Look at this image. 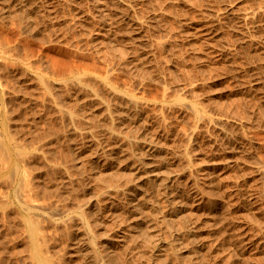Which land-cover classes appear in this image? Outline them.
Here are the masks:
<instances>
[{
  "label": "rangeland",
  "instance_id": "1",
  "mask_svg": "<svg viewBox=\"0 0 264 264\" xmlns=\"http://www.w3.org/2000/svg\"><path fill=\"white\" fill-rule=\"evenodd\" d=\"M145 134L179 213L149 183L128 203ZM104 246L264 264V0H0V264H108Z\"/></svg>",
  "mask_w": 264,
  "mask_h": 264
},
{
  "label": "bare ground",
  "instance_id": "2",
  "mask_svg": "<svg viewBox=\"0 0 264 264\" xmlns=\"http://www.w3.org/2000/svg\"><path fill=\"white\" fill-rule=\"evenodd\" d=\"M104 24L105 25H108V23H107V21H105L104 22ZM123 24L125 25V28H126V30L129 32V33H131L132 31V26H130L129 25V22H128V20H125V21H123ZM104 25V26H105ZM127 27H129V28H131V29H129V28H127ZM139 28V26L138 25H136V23H135V31H136V29H138ZM109 30H110V28L109 27H106V32H109ZM130 38L131 39H133V37L132 36H130ZM137 38V37H136ZM137 52V51H136ZM142 68V67H141ZM245 106V105H244ZM249 106V105H248ZM251 107V106H250ZM245 108V107H244ZM253 108V107H252ZM252 108H248L249 110H252ZM245 110V109H244ZM249 110H247V112L249 111ZM256 110V109H255ZM254 110V111H255ZM243 111V110H242ZM251 112H253V111H251ZM256 112V111H255ZM254 112V113H255ZM260 112V111H259ZM147 133V132H146ZM223 133V132H222ZM226 133H227V131H226ZM225 133V135H228V134H226ZM229 134H230V132H229ZM144 135V134H143ZM234 136H236L235 135V133H234ZM142 137H144L143 139H142ZM141 137V139L143 140V144H144V148H143V146H142V144L140 145V143H139V145L143 148H140L139 146H138V148H140V149H142L140 152H139V156L138 157H136L137 159V161L135 162L134 160V162L132 163V167H133V171L134 172H136L137 171V173L138 174H136V176H135V173H134V175L133 174H131V175H133V176H131V178H130V176H129V180L132 182V181H137V183H136V186H135V184H134V187L132 188L131 187V189L129 190V194H127V195H131V199L129 200V202L128 203H130V202H132V205L135 207V206H137V205H135V199H139L140 200V197L141 196H143L146 192H149L148 190H147V188H148V186H147V188H145L144 189V184L146 183H149V185L150 186H155L156 187V189L157 190H161V189H163V193H165L168 197H167V199L169 200V202L171 203V205L174 207V210H175V212L176 213H179V212H181L182 210H184V208H185V205H184V201H183V195H182V187H181V185H180V180H178V177H176L175 175H173L172 173H171V169H170V167H168V164H167V161H166V159H165V154L163 153V147L162 146H159L158 145V143L155 141V139L152 137V135L150 136V135H148V134H145V136H142ZM225 137V136H224ZM231 137V136H230ZM233 137V136H232ZM229 138V137H228ZM141 139H140V141L139 142H142L141 141ZM232 139V138H231ZM234 139V138H233ZM136 140H137V138H136ZM135 141V140H134ZM138 141V140H137ZM226 141V140H225ZM228 142V141H227ZM136 143V142H135ZM231 144H232V141H231ZM230 145V144H229ZM233 145H235V144H233ZM232 146V145H231ZM233 147V146H232ZM232 147H230V148H232ZM239 148V147H238ZM237 148V149H238ZM233 150V149H232ZM159 152V153H157V154H159L160 156H161V158L159 157V159H161V161L159 162V163H157L158 165H154V164H152V162H151V158L153 157V156H151L152 155V153L153 152ZM157 154H156V156H157ZM170 169V170H169ZM136 170V171H135ZM99 171L100 170H98V174H99ZM105 171V170H104ZM97 173V172H96ZM101 174H103V172H101ZM100 174V175H101ZM105 174V173H104ZM107 174V173H106ZM112 175V174H111ZM111 175H109L108 177L109 178H112L113 176H111ZM102 176V175H101ZM111 176V177H110ZM98 177V176H97ZM100 177V176H99ZM98 177V178H99ZM105 177V176H104ZM116 177V176H115ZM102 178V177H101ZM106 179H107V177H105ZM168 178H170V180L174 183V188H172L171 190L170 189H167V185H165V179H168ZM104 179V178H103ZM115 179V178H114ZM102 180V179H101ZM100 180V181H101ZM128 180V181H129ZM108 181H109V179L107 180V186H109L110 187V185H112V184H114V183H112L113 182V180H110V182L108 183ZM130 182V183H131ZM102 183H104V180H103V182ZM115 183H116V179H115ZM117 183H119V182H117ZM157 183V184H156ZM133 184V183H132ZM105 185H106V183H105ZM115 185H118V184H115ZM114 186V185H113ZM113 186H111V187H113ZM146 186V185H145ZM162 186V187H161ZM115 187V186H114ZM121 186H119L118 188H120ZM161 187V188H160ZM117 188V189H118ZM110 189V188H109ZM114 189H116V188H114ZM123 189V188H122ZM124 189H126V188H124ZM149 189V188H148ZM152 189V188H151ZM150 189V190H151ZM155 189V188H154ZM155 189V191H157ZM119 190H121V188L119 189ZM108 192H107V194H108V196H109V198H114V200L113 199H110V207L111 206H113V204H114V202H117L116 200V197L117 198H119V193L118 192H116V194L118 195H116V196H114L113 194H114V192H113V194H112V192L110 191V190H107ZM126 191V190H125ZM121 192V191H120ZM138 193H144L143 195H139ZM122 194V193H121ZM125 194V193H124ZM147 195V194H146ZM149 195V194H148ZM147 195V196H148ZM121 196V195H120ZM122 197V196H121ZM120 197V198H121ZM125 197V196H124ZM123 197V198H124ZM127 198V197H126ZM126 198H125V200H126ZM143 197H141V199H142ZM122 199V198H121ZM148 198H146V200H147ZM124 200V199H123ZM122 200V201H123ZM124 202V201H123ZM127 202V201H126ZM125 202V203H126ZM138 204V203H137ZM127 205V204H126ZM139 205V204H138ZM132 206V207H133ZM139 207V206H138ZM137 207V208H138ZM172 209V208H171ZM167 210V209H166ZM174 210H172V211H174ZM114 211V210H113ZM123 211H125V210H123ZM169 211V210H168ZM126 212V211H125ZM125 212H122V214H124ZM163 212H164V210H163ZM166 212V211H165ZM186 213V212H185ZM114 214H116L117 215V213H114ZM120 214V213H119ZM164 214V213H163ZM182 214V213H181ZM186 214H188V213H186ZM125 215V214H124ZM127 215V214H126ZM165 215V214H164ZM163 215V218L167 215H165L164 216ZM174 215H175V213H174ZM179 215V214H178ZM177 215V216H178ZM120 216H122V215H120ZM128 216V215H127ZM127 216H122V217H119V215L117 216L118 218H117V221H116V216H115V220L114 221H116V226H118V231L119 232H121V239H124L126 236V238H128L129 236H131L132 234H131V231H129V230H131V228L133 229V226L130 228V226H131V224L130 223H128V222H130V221H128V219H130V220H133V219H131V218H128ZM176 216V215H175ZM180 216H182V215H180ZM167 217H169V216H167ZM185 217V216H184ZM190 219V218H189ZM140 220H142V219H140ZM149 220V219H148ZM188 220V219H187ZM186 220V221H187ZM126 221H128L127 223L128 224H125L126 223ZM145 221V220H144ZM150 221H152L151 219H150ZM149 221V222H150ZM189 221V220H188ZM140 223V222H139ZM135 224V223H134ZM146 224V223H145ZM150 224V223H149ZM127 226H128V228H130V229H128L127 228ZM146 226H147V224H146ZM135 229V228H134ZM125 230H127V232L125 231ZM190 231V230H189ZM136 232V231H135ZM193 232L194 231H191V235L193 234ZM149 234V233H148ZM155 236V235H154ZM154 236H153V238H154ZM196 236V235H195ZM155 237H157V236H155ZM175 238V237H174ZM194 239H195V237H193ZM156 239V238H155ZM176 239H177V237H176ZM126 240V239H125ZM159 240V239H158ZM161 240H163V239H161ZM196 240V239H195ZM160 241V240H159ZM170 241V240H169ZM131 243L133 242V241H130ZM172 242V241H171ZM173 242H174V240H173ZM196 242V241H195ZM159 243V242H158ZM178 243V242H177ZM193 243H194V241H193ZM155 244V243H154ZM153 244V245H154ZM157 244V243H156ZM174 244H176V243H174ZM106 245V244H105ZM123 245H124V247H126L125 245L126 244H124L123 243ZM128 245H130V244H127V246ZM161 245V244H160ZM178 245V244H177ZM177 245H175V246H177ZM131 246V245H130ZM155 246V245H154ZM175 246H173L174 248H175ZM108 247H109V245H108ZM107 246L105 247L104 246V248L105 249H103V250H105L104 252H103V254L105 253V258H106V261H107V263L108 264H110V263H113V257L111 256V254L110 253H112V251L111 252H109V250H110V248H108ZM160 247V246H159ZM162 247V246H161ZM181 247V246H180ZM176 248H178V247H176ZM183 248V247H182ZM127 249V248H126ZM132 249V248H131ZM130 249V250H131ZM129 250V249H128ZM116 258V257H115ZM131 259V258H130ZM134 259H136L135 261H137V258H134ZM138 263H140L139 261H137ZM115 263V262H114ZM131 263V262H130ZM135 263V262H134ZM133 263V264H134ZM142 263H143V261H142ZM141 263V264H142Z\"/></svg>",
  "mask_w": 264,
  "mask_h": 264
}]
</instances>
